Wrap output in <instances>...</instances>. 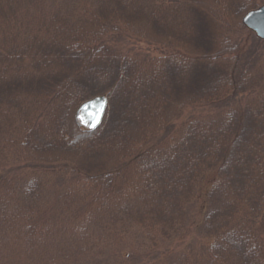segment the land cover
I'll return each mask as SVG.
<instances>
[{
	"label": "trees",
	"instance_id": "1",
	"mask_svg": "<svg viewBox=\"0 0 264 264\" xmlns=\"http://www.w3.org/2000/svg\"><path fill=\"white\" fill-rule=\"evenodd\" d=\"M55 1L0 0V264H264V0Z\"/></svg>",
	"mask_w": 264,
	"mask_h": 264
},
{
	"label": "water",
	"instance_id": "2",
	"mask_svg": "<svg viewBox=\"0 0 264 264\" xmlns=\"http://www.w3.org/2000/svg\"><path fill=\"white\" fill-rule=\"evenodd\" d=\"M244 24L256 35L264 39V3L247 11L243 16ZM108 106L105 94L95 95L83 101L77 111V118L89 128H97L103 121Z\"/></svg>",
	"mask_w": 264,
	"mask_h": 264
},
{
	"label": "rangeland",
	"instance_id": "3",
	"mask_svg": "<svg viewBox=\"0 0 264 264\" xmlns=\"http://www.w3.org/2000/svg\"><path fill=\"white\" fill-rule=\"evenodd\" d=\"M68 1V0H67ZM70 1H72V0H70ZM58 2V0H56L55 2H54V5L56 4ZM143 44H140V45H142L143 46V48H148L149 46H148V44L147 43H145V42H142ZM140 45H138V46H140ZM97 95H99V94H97ZM93 97V96H92ZM90 98V97H89ZM88 99V98H87ZM108 105H109V103H108ZM107 111H108V106H107V110H106V113H105V115L107 114ZM104 117H106V116H104ZM183 118H184V116H183ZM103 120H105V119H103ZM181 120H182V118H181ZM178 122V121H177ZM94 150V152H98V150H95V149H93ZM99 152H101V151H99ZM104 154V153H103ZM15 163V164H14ZM14 163H10L8 166L6 165L5 167H3V169H4V171L5 172H8V173H11V172H16L18 169H19V167L21 166L20 165V162H18V161H15ZM26 170V168L25 167H23V166H21V168H20V170ZM49 175V177L47 176V174L45 175L44 174V180H50V181H53V179L56 177V173H49L48 174ZM67 179V177L65 178V179H63L62 181H65ZM66 183V182H65ZM46 184H48L49 185V181H46ZM54 194H55V192H54ZM54 194H52V195H50L51 196V202H52V200L53 199H55V196H54Z\"/></svg>",
	"mask_w": 264,
	"mask_h": 264
}]
</instances>
